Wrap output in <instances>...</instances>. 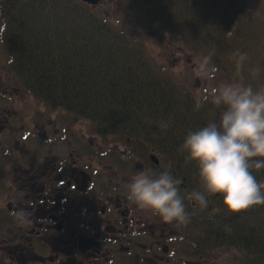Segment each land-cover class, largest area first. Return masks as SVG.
Returning <instances> with one entry per match:
<instances>
[{
	"label": "trees",
	"instance_id": "trees-1",
	"mask_svg": "<svg viewBox=\"0 0 264 264\" xmlns=\"http://www.w3.org/2000/svg\"><path fill=\"white\" fill-rule=\"evenodd\" d=\"M121 1L208 60L206 97L155 69L140 43L78 0H0L11 70L31 95L99 121L132 155L152 152L157 178L183 183L170 202L183 235L165 240L184 261L173 264L220 248L235 250L230 264H264V0ZM226 81L240 88L232 97L218 87ZM0 264L14 263L0 251Z\"/></svg>",
	"mask_w": 264,
	"mask_h": 264
},
{
	"label": "flooded vegetation",
	"instance_id": "flooded-vegetation-1",
	"mask_svg": "<svg viewBox=\"0 0 264 264\" xmlns=\"http://www.w3.org/2000/svg\"><path fill=\"white\" fill-rule=\"evenodd\" d=\"M60 115L63 120L56 119L52 133L50 124L41 125L43 141L37 137L14 167V190L5 208L10 216L0 223V251L14 264L166 261L159 251L167 252L165 240L175 235L167 231V218L179 210L170 202L183 183L174 176L157 178V173L163 177L162 169H156L159 160L150 151L142 158L133 157L125 144L122 150L95 151L101 123L68 111ZM129 168L145 172L147 181L136 187Z\"/></svg>",
	"mask_w": 264,
	"mask_h": 264
},
{
	"label": "rangeland",
	"instance_id": "rangeland-1",
	"mask_svg": "<svg viewBox=\"0 0 264 264\" xmlns=\"http://www.w3.org/2000/svg\"><path fill=\"white\" fill-rule=\"evenodd\" d=\"M248 1L250 6L254 7L257 0ZM261 7L264 9V1L261 2ZM93 9L95 13L104 17L123 34L140 43L155 69L170 75L189 94L199 97L207 96L212 86L209 83L210 64L206 58L197 56L176 36L149 25L142 16L131 10L121 0H102L93 6ZM218 87L223 89L229 97L234 96L240 90L233 81H226L224 85ZM63 112L67 111L61 108L57 109L34 97L18 82L8 64L7 54L0 40V209L5 210L11 200L14 190L12 185H15L14 167L24 156L25 149L30 144L34 145L37 137L43 141L40 135H44V132L43 129H39L42 124H50L48 129H51L50 133H52V125L54 122H58L56 119L63 120L60 118V114ZM77 125L81 124L77 123ZM58 126L59 123H57ZM85 127L88 128V125ZM83 133L89 137L87 136L89 131L83 130ZM93 141H95V151L100 147L105 152L112 146H118L122 150L124 146V142L115 136H107L105 139L102 135L95 134ZM59 144L60 142H57V145ZM42 149L41 152L44 154L45 148L42 147ZM132 156L140 157L136 153ZM134 162L143 163L137 159H133L132 163ZM129 170V176L136 181V187L147 181L145 172L134 171L131 168ZM119 189L123 191L120 186ZM127 189L128 187H125L124 191ZM134 189L132 190L134 191ZM150 202L152 206L155 204L152 203L154 202L153 198H150ZM158 207V203L155 204V209ZM151 208L148 213L151 212ZM171 213L173 216L169 214L167 218L171 222L167 231L181 237L184 229V216L181 210H173ZM165 243L168 246V251H159V254L169 262L160 261V263L184 262L179 259L181 256L173 253L169 242ZM2 253L6 256L4 252ZM234 253L233 249L220 248L209 254H201L198 259H190L186 264H230L228 258ZM7 258L10 261L8 255ZM183 259L185 260V258Z\"/></svg>",
	"mask_w": 264,
	"mask_h": 264
},
{
	"label": "water",
	"instance_id": "water-1",
	"mask_svg": "<svg viewBox=\"0 0 264 264\" xmlns=\"http://www.w3.org/2000/svg\"><path fill=\"white\" fill-rule=\"evenodd\" d=\"M79 1H82V2H85V3H88L90 5H96L98 4L101 0H79ZM152 158L154 159L155 162H157V159L155 156L152 155Z\"/></svg>",
	"mask_w": 264,
	"mask_h": 264
}]
</instances>
